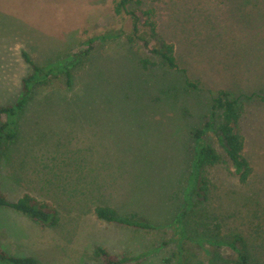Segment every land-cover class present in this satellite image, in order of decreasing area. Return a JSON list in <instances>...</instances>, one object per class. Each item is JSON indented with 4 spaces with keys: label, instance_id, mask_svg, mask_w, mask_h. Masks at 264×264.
<instances>
[{
    "label": "rangeland",
    "instance_id": "1",
    "mask_svg": "<svg viewBox=\"0 0 264 264\" xmlns=\"http://www.w3.org/2000/svg\"><path fill=\"white\" fill-rule=\"evenodd\" d=\"M121 1L0 0V107L16 106L24 79L37 75L24 53L52 71L48 83L31 84L17 138L0 150V189L12 202L25 194L47 201L59 215L57 226L43 228L0 208V250L38 264H103L95 257L100 247L139 259L134 264H178L182 255L228 264L236 256L209 241L240 234L252 264H264V0L133 3L130 11H153L142 15L137 34L131 15L116 14ZM148 23L158 36L150 47L159 48L161 39L175 46L185 72L149 54ZM99 37L105 41L83 60ZM140 59L155 67L145 69ZM187 80L198 90L186 88ZM221 90L241 98L252 175L242 185L208 132L223 161L210 171V201H193L179 228L183 237L175 221L189 204L192 132L205 127ZM7 121L3 116L0 126ZM98 208L137 216L154 229L105 223Z\"/></svg>",
    "mask_w": 264,
    "mask_h": 264
},
{
    "label": "trees",
    "instance_id": "2",
    "mask_svg": "<svg viewBox=\"0 0 264 264\" xmlns=\"http://www.w3.org/2000/svg\"><path fill=\"white\" fill-rule=\"evenodd\" d=\"M145 0H122L117 8L116 14L126 12L134 19V32H139V24L141 23L143 16H149L153 11L140 13V11H130L128 8L131 4L136 3V6H141ZM153 2H160L164 0H147ZM148 25H150L148 23ZM151 31L143 37L146 43V48L149 54L158 56L163 65L168 70L182 71L181 65L178 62L175 54V46L169 45L165 39H161L162 44L159 48H151L150 45L154 41V36L158 37L156 33V24L150 25ZM116 37L115 39H117ZM105 41V38L99 37L90 42L89 47L82 52L83 60L86 59L100 44ZM26 62L33 66L35 74L42 75V78H38L37 75H30L24 79V96L14 107H0V119L3 116H7L8 121L0 126V150L4 143L7 141L12 142L17 138V123L18 116L25 110L27 103L31 99V84H37L43 86L48 83L49 75L51 72H46L44 68L36 66L29 57L24 53ZM145 69L155 67L154 63H151L149 59H140L139 61ZM76 67V65H75ZM64 73V72H63ZM70 86L73 85L72 73L68 70L65 71ZM186 88L197 91L198 86L195 83L186 81ZM241 98H233L232 94L226 90H221L213 98L212 114L206 123L204 128H197L192 132L196 147V154L194 155L191 172H190V189H189V204L186 209L176 218L175 225L178 229L184 227V221L193 208V201L197 199L198 203H204L210 201V195L212 194V182L210 171L216 166L220 165L223 161L222 155L206 141L208 132H213L225 151L227 158L235 168L236 175L239 177V181L242 185L248 183L251 175L252 168L244 155L245 140L242 135L240 122L243 117V109L240 103ZM218 112H221L220 115ZM220 119V124L217 126V120ZM0 208H9L16 210L25 216L29 217L32 221L39 224L43 228L55 227L59 224V215L54 205L47 201L38 200L30 194H25L17 202L8 200L0 189ZM96 216L99 220L109 223L118 224L123 227H130L135 229H154L152 225L145 220L140 219L137 216L121 217L114 210L107 208H98L96 210ZM181 236L184 237V229H179ZM211 245L225 246L236 256L234 263L228 260V264H252V255L249 251L247 240L240 234H235L228 239H211L209 241ZM183 246H180V255L183 254ZM96 259L102 260L103 264H134L132 262L139 259L130 258L129 256H115L110 253L106 248H98L95 251ZM0 262L6 264H38L37 260L31 257L18 258L5 253L0 250ZM211 262V261H210ZM178 264H197L193 260L184 258L182 255Z\"/></svg>",
    "mask_w": 264,
    "mask_h": 264
}]
</instances>
